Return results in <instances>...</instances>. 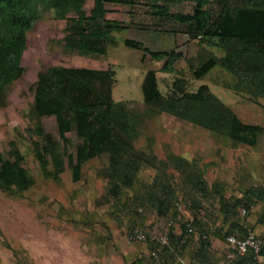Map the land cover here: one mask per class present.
Here are the masks:
<instances>
[{
    "label": "trees",
    "instance_id": "16d2710c",
    "mask_svg": "<svg viewBox=\"0 0 264 264\" xmlns=\"http://www.w3.org/2000/svg\"><path fill=\"white\" fill-rule=\"evenodd\" d=\"M110 2L129 7L144 3L151 17L179 21L190 37L218 46L222 55L208 53L198 66L191 65L193 76L201 78L211 68L220 66L233 76V83L225 84L227 88L247 94L253 101L264 102V0H93L88 13L83 9L85 0H0V105L9 85L24 72L22 59L27 32L45 11L52 10L56 18L66 20L63 37L66 49L101 56L106 53L111 32L121 26L107 18ZM183 2L193 4L191 12L170 11L171 4ZM125 43L140 47L152 56H166L163 71H172L174 60L181 56L174 50H150L131 38H126ZM113 84L114 71L110 68L49 65L38 71L30 111L36 120L33 133L43 140L41 148L35 150L41 169L48 176L58 174L46 167L54 141L41 123L42 118L54 116L61 140L67 141L66 134L70 131L79 140L74 154L69 155L74 180L80 177L86 161L105 155L107 191L116 206L129 212L134 206L148 202L157 216L173 220L169 243L163 246L172 258L183 255L187 238L196 233L198 248L191 264H217L207 237L209 226L217 220L214 206L218 203L225 211L224 206L235 208L241 204L240 200L225 199L216 183H208L199 158L170 152L162 159L137 148L134 141L139 135L141 114L125 102L113 99ZM141 88L143 103L152 114L166 112L250 145L264 133V124L243 121L206 83L189 90L184 80L177 77L170 91L164 94L158 87L155 70L151 69L146 72ZM23 161L24 155L14 142L7 156L0 152V189L15 195L34 184ZM146 169L152 170L149 172L152 179L141 183L139 176ZM136 183L138 192L128 193ZM250 192L264 196V187L250 188L246 194ZM178 197L190 213L179 221L175 202ZM174 222L178 224V232ZM187 224L193 227L190 233ZM144 241L147 252L130 264H167L150 234ZM153 250L158 252V258L151 255ZM240 256H247L249 263L254 264L250 253Z\"/></svg>",
    "mask_w": 264,
    "mask_h": 264
},
{
    "label": "rangeland",
    "instance_id": "374dc122",
    "mask_svg": "<svg viewBox=\"0 0 264 264\" xmlns=\"http://www.w3.org/2000/svg\"><path fill=\"white\" fill-rule=\"evenodd\" d=\"M92 4L93 0H85V12ZM192 6L190 2L174 3L170 11L188 13ZM107 18L121 26L111 32L106 53L101 56L66 49V20L56 18L52 10L45 11L27 32L24 72L9 85L0 105V152L7 156L14 142L24 155L23 165L34 184L15 195L0 189V264H114L111 253L128 248L133 251L138 243H146L127 239L129 230L139 225L138 206L129 212L116 206L107 191L105 155L86 161L78 180L73 179L69 155L74 154L79 140L74 131L66 134L67 141L61 140L54 116L42 118L41 123L54 141L46 167L58 174L48 176L41 169L35 150L41 148L43 140L33 133L36 120L30 109L37 73L42 68L63 65L112 69L113 99L141 114L135 146L162 159L170 152L191 154L207 130L166 112H149L141 88L148 70H155L158 87L164 94L177 77L184 80L189 90L206 83L243 121L264 124L263 100L235 99L234 91L225 85L233 83L231 73L215 66L201 78L193 76L191 67L198 66L208 53L222 55L218 46L190 37L179 21L151 17L144 3L129 7L110 2ZM126 38L140 41L150 50H174L181 56L174 60L172 71H163L166 56H152L140 47L129 46ZM192 134L195 140L189 138ZM150 171L143 170L139 182L147 183ZM109 205L115 209L111 211Z\"/></svg>",
    "mask_w": 264,
    "mask_h": 264
},
{
    "label": "crops",
    "instance_id": "0c3cea01",
    "mask_svg": "<svg viewBox=\"0 0 264 264\" xmlns=\"http://www.w3.org/2000/svg\"><path fill=\"white\" fill-rule=\"evenodd\" d=\"M231 90L234 91L235 99H249L247 94L243 95L233 89ZM258 100L261 101L263 99ZM261 102L264 103L263 101ZM253 123L258 122L253 121ZM189 138L195 140L193 134ZM199 142V147L191 154L185 155V157L199 158L205 170L204 177L208 183H216L222 190L225 199H239L241 202L235 208L224 206L225 211L222 210L218 203L215 204L214 210L218 213L217 220L212 223L215 226L214 229L212 231L208 230L207 234L211 250L218 262L250 264L247 256L236 255L233 252L226 241V235L232 232L240 237L245 235L249 229L259 235H264V196L258 197L253 192L246 194L250 188L264 187V133L260 135L255 144L250 145L207 130ZM151 179V176L146 178L148 182ZM138 189L139 185L136 183L129 193L138 192ZM177 201H179V197L175 202ZM109 206L111 211L115 209L113 205ZM138 210V224L146 227L152 225L148 234H150L151 240L157 244L163 261L167 264H184L186 260L191 262L198 248V236L196 233L187 238L183 255L172 258L171 254L165 251V247L160 246L158 241L154 239V236L162 229L167 218L157 216L154 208L148 202H142L138 206ZM176 210V219L178 221L182 217L190 216L189 211L185 210L181 203L176 207ZM174 225L175 230L178 232V224L174 222ZM147 249L146 243H138L133 251L128 248L123 252H114L111 253L112 257L110 258H112L114 264H130L135 258L145 254Z\"/></svg>",
    "mask_w": 264,
    "mask_h": 264
},
{
    "label": "built area",
    "instance_id": "2783aa9c",
    "mask_svg": "<svg viewBox=\"0 0 264 264\" xmlns=\"http://www.w3.org/2000/svg\"><path fill=\"white\" fill-rule=\"evenodd\" d=\"M176 205H180V202H176ZM244 211V209H243ZM173 225V220L168 219L163 224L162 229L154 236V239L158 241L161 246H166L169 243V230ZM214 225L209 226V230L214 229ZM193 231L191 224H187V232ZM149 233V229L142 225L132 227L127 233V239L131 242H143ZM226 241L230 248L236 254L250 253L254 264H264V235H259L249 229L245 235L237 236L236 234H227ZM151 255L158 258V252L153 250ZM184 264H191L190 261H184ZM217 264H227L226 261H220Z\"/></svg>",
    "mask_w": 264,
    "mask_h": 264
}]
</instances>
